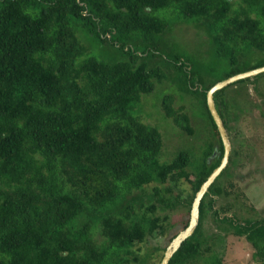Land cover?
I'll return each mask as SVG.
<instances>
[{
    "label": "trees",
    "instance_id": "trees-1",
    "mask_svg": "<svg viewBox=\"0 0 264 264\" xmlns=\"http://www.w3.org/2000/svg\"><path fill=\"white\" fill-rule=\"evenodd\" d=\"M172 16L204 29L227 65L220 78L264 63V53L246 68L237 58L264 51V0H0V264H148L150 253H141L138 243L169 223L154 210L180 202L189 210L222 144L205 104L214 80L196 86L199 78L161 38ZM153 57L174 68L181 89L201 103L195 113L209 128L197 151L180 147L169 160L159 159L158 128L134 113L141 94L152 90V77L162 75L151 66ZM248 77L212 93L226 132L231 108L240 106L223 90ZM162 108L174 124L193 131L170 94ZM220 173L199 200L192 233L166 264H197L209 210L264 260V216L226 215L230 202L220 211L213 207L214 194H240L232 181L216 184ZM180 179L191 193L170 196ZM150 182L149 191L133 193ZM203 264H222L218 252Z\"/></svg>",
    "mask_w": 264,
    "mask_h": 264
},
{
    "label": "rangeland",
    "instance_id": "rangeland-1",
    "mask_svg": "<svg viewBox=\"0 0 264 264\" xmlns=\"http://www.w3.org/2000/svg\"><path fill=\"white\" fill-rule=\"evenodd\" d=\"M170 19L169 27L161 33V38L165 41L167 48L180 53V57L188 63L192 74L199 78L195 85L215 81L223 76L227 65L216 56L215 45H209L204 29L190 20L173 16ZM81 40L89 49L87 39L83 37ZM98 49L102 51L100 46ZM263 53L264 51L253 50L245 58H241L239 54L237 55L238 64L246 68L256 63ZM153 58L151 66H157L162 75L158 78L152 77L153 88L141 94L134 106V113L141 121L158 128L161 136L159 159L169 160L180 147H188L197 151L202 139L208 134L209 128L202 114L195 113L202 109L201 103L196 101L193 94L181 89L176 82L174 68L158 57ZM164 94L171 95L173 107L181 105L182 109L187 112L193 130L191 133L186 132L174 124L170 117L164 115L162 108ZM223 95L233 103L232 106H240V109L231 108L228 114L226 133L230 143L228 155L231 157L222 168L216 184L223 188L227 186L228 181H232L240 190V194L235 198L232 193L214 194L213 207L220 211L221 205L230 202V206L225 211L226 215H234L236 219L263 217L264 74L257 77L251 75L245 81L225 87ZM234 110L235 114L232 113ZM212 141H216L215 137H212ZM151 187L152 182L144 184L141 189L133 190V193L144 194ZM191 191L190 183L180 179L177 185L172 186L169 194L170 196L179 194L188 197ZM143 200L147 202L145 195ZM153 213L158 216L166 213V220L169 223L166 224L163 233L146 235L144 240L138 243L141 253H150L148 264L158 263L172 235L183 228L185 220L188 219L189 210L187 203L180 202L170 209L163 210L157 207ZM201 234L203 237L202 254L196 261L197 264L207 263V258L212 251L218 252L222 264H264V260H259L252 255L253 248L244 236L235 233L226 220H215L210 210L204 215Z\"/></svg>",
    "mask_w": 264,
    "mask_h": 264
},
{
    "label": "water",
    "instance_id": "water-1",
    "mask_svg": "<svg viewBox=\"0 0 264 264\" xmlns=\"http://www.w3.org/2000/svg\"><path fill=\"white\" fill-rule=\"evenodd\" d=\"M260 71H264V63L258 66L247 68L241 71H237L228 76L220 78L214 81L206 90H205V104L211 115V118L215 124L216 130L218 132L221 144H222V155L216 166H214L205 179L200 183L199 187L195 191L193 198L190 203L188 219L186 225L178 230L169 240V242L164 247L163 253L157 264H166L171 254L179 246L180 242L186 238L189 234L192 233L198 219V203L202 194L207 189L208 185L212 182L215 176L221 171L228 160V154L230 149L229 139L225 130V127L222 123V120L216 110L214 105L212 93L226 85L229 82H232L238 78L251 76Z\"/></svg>",
    "mask_w": 264,
    "mask_h": 264
}]
</instances>
